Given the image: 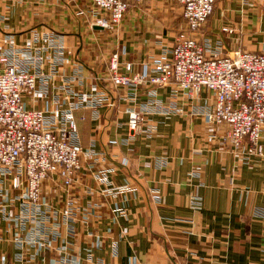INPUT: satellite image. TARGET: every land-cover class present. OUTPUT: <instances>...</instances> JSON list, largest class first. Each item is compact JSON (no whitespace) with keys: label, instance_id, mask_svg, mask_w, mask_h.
<instances>
[{"label":"crops","instance_id":"crops-1","mask_svg":"<svg viewBox=\"0 0 264 264\" xmlns=\"http://www.w3.org/2000/svg\"><path fill=\"white\" fill-rule=\"evenodd\" d=\"M91 19L87 0H0V37L10 34L14 45L23 44L32 30L65 38L61 76L48 95L25 96L28 108L43 109L54 95L65 107L63 77L77 68L82 85L72 83L75 93L85 97L105 88L112 94V104L100 107L97 117L85 102L74 111L84 151L81 169L67 189L55 177L43 182L50 221L41 244L29 243L33 223L19 222L23 193L12 190L10 177H2L0 203L6 213L0 222V264H54L65 257L71 264H264V218L253 216L264 206V158L241 164L226 138L227 126L207 120L214 106L210 94L203 91L190 103L181 96L172 100L170 87H141L132 103L127 89L113 90L107 81L113 53L141 72L152 57L172 47L185 28L177 0L131 2L123 23L110 30L91 25ZM224 27L232 34L222 32ZM190 35L207 40L211 49L221 44L223 57L238 49L264 53V0H216L212 15ZM7 44L0 41V50ZM149 100L164 106L175 102L184 112L149 113L140 129L155 125L153 136L136 132L132 142L122 144L130 134L129 112ZM100 170L109 171L108 184L97 179ZM121 186L135 191L116 197L102 193ZM153 189L160 203L153 202ZM192 197L200 200L199 207L191 205ZM68 203L74 207L70 232L62 218ZM117 207L127 216H118Z\"/></svg>","mask_w":264,"mask_h":264},{"label":"built area","instance_id":"built-area-1","mask_svg":"<svg viewBox=\"0 0 264 264\" xmlns=\"http://www.w3.org/2000/svg\"><path fill=\"white\" fill-rule=\"evenodd\" d=\"M91 6L90 24L110 30L121 24L131 2L146 0H87ZM184 21V32L177 34L171 48L164 49L150 59L149 67L134 72L130 62L120 63L119 54L113 53L108 61L107 81L113 90L127 89L128 100L137 101L138 88H167L172 100L181 96L193 103L203 91L210 94L214 106L206 114L208 122L216 126H227L226 138L233 154L243 165L257 158H264V53L254 54L235 50L222 56V45L211 49L208 41L201 43L188 34L196 33L212 15L216 0H177ZM222 32L232 34L231 28ZM31 37L21 45L13 44V37L3 33L1 42H8L0 50V197L4 189V177H10L12 190H20L23 200L18 207V218L22 226L33 223L29 243L37 246L45 241L43 226L48 213L42 200V184L52 177L58 178L64 188L73 184L81 169L80 158L84 153L78 135L74 111L77 105L85 106L98 116V109L111 105L109 89L87 96L75 93L72 83L82 85L81 70L75 69L68 78L63 77L62 90L67 104H61L60 96L54 95L46 101L43 109L28 108L25 96L34 100L46 96L66 61V42L61 34L30 31ZM80 77V80L78 79ZM151 108L152 111H149ZM155 115H178L184 112L175 102L164 106L155 100L141 104L138 111L128 114L127 128L130 134L122 141L128 145L136 132L145 138L155 133V125L141 130L140 125L149 113ZM112 143L116 144V141ZM127 160H123L125 165ZM108 170H100L97 179L108 184ZM3 177V178H2ZM135 189L128 186L107 188L104 195L116 197ZM153 202L160 203L157 190H151ZM191 205L200 206L197 197ZM114 212L126 217L127 212L117 207ZM6 207L0 203V222ZM74 207L68 203L62 218L68 231L73 221ZM256 218H264V206L253 211ZM21 243V241H17ZM54 264H71L67 257Z\"/></svg>","mask_w":264,"mask_h":264},{"label":"rangeland","instance_id":"rangeland-1","mask_svg":"<svg viewBox=\"0 0 264 264\" xmlns=\"http://www.w3.org/2000/svg\"><path fill=\"white\" fill-rule=\"evenodd\" d=\"M123 23V21L121 22V24ZM120 24V25H121ZM225 28V27H224ZM226 28H228V27H226ZM181 33H185L184 32V29L181 31V32H179L178 34H181ZM190 37H191V35L190 34H188ZM239 50H241V49H239ZM243 51V50H242ZM246 52H250V51H246ZM250 53H254V54H261V53H256V52H250ZM152 111V110H151Z\"/></svg>","mask_w":264,"mask_h":264}]
</instances>
